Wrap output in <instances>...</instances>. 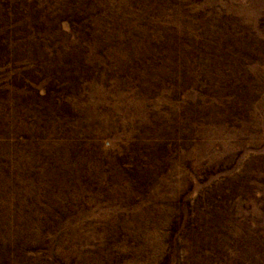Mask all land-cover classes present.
<instances>
[{
	"label": "rangeland",
	"instance_id": "rangeland-1",
	"mask_svg": "<svg viewBox=\"0 0 264 264\" xmlns=\"http://www.w3.org/2000/svg\"><path fill=\"white\" fill-rule=\"evenodd\" d=\"M0 264H264V0H0Z\"/></svg>",
	"mask_w": 264,
	"mask_h": 264
}]
</instances>
